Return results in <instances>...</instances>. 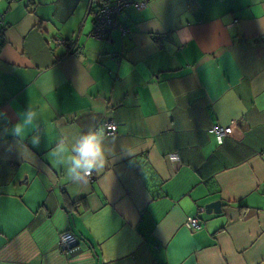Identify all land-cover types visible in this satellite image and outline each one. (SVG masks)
<instances>
[{"label": "crops", "instance_id": "obj_1", "mask_svg": "<svg viewBox=\"0 0 264 264\" xmlns=\"http://www.w3.org/2000/svg\"><path fill=\"white\" fill-rule=\"evenodd\" d=\"M90 4L0 0V264H264V0H149L102 40Z\"/></svg>", "mask_w": 264, "mask_h": 264}, {"label": "built area", "instance_id": "obj_2", "mask_svg": "<svg viewBox=\"0 0 264 264\" xmlns=\"http://www.w3.org/2000/svg\"><path fill=\"white\" fill-rule=\"evenodd\" d=\"M149 0H91L90 6L94 8V26L90 37L96 40L104 39L112 30H119L122 35H127L129 31L118 23L117 19L129 7H144ZM63 41H57V44H63ZM106 135H114L117 132V125L111 120H105L103 123ZM211 134L216 135L219 139L228 136L230 129L214 125L209 129ZM87 181H93L95 174L91 177L82 176ZM183 226L189 231H195L201 228L198 215L186 218ZM77 246V240L70 232H63L59 235L58 249L61 253L67 254Z\"/></svg>", "mask_w": 264, "mask_h": 264}, {"label": "clouds", "instance_id": "obj_3", "mask_svg": "<svg viewBox=\"0 0 264 264\" xmlns=\"http://www.w3.org/2000/svg\"><path fill=\"white\" fill-rule=\"evenodd\" d=\"M31 122V117L24 124H17L15 133L23 136L25 126ZM74 156H69L71 163L69 175L80 178L79 173L85 177H91L93 172L99 173L105 166V149L103 143V129L99 132H88L82 136L78 143L73 146ZM79 170V173L77 172Z\"/></svg>", "mask_w": 264, "mask_h": 264}, {"label": "water", "instance_id": "obj_4", "mask_svg": "<svg viewBox=\"0 0 264 264\" xmlns=\"http://www.w3.org/2000/svg\"><path fill=\"white\" fill-rule=\"evenodd\" d=\"M219 206H220V203L219 202H214V203H211V204L206 205L205 206V209H207V211L211 212L212 210L215 211L216 208L219 207Z\"/></svg>", "mask_w": 264, "mask_h": 264}, {"label": "bare ground", "instance_id": "obj_5", "mask_svg": "<svg viewBox=\"0 0 264 264\" xmlns=\"http://www.w3.org/2000/svg\"><path fill=\"white\" fill-rule=\"evenodd\" d=\"M95 178H96V176H95ZM95 178H94V179H95ZM94 179H93V180H94Z\"/></svg>", "mask_w": 264, "mask_h": 264}]
</instances>
